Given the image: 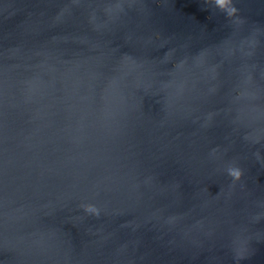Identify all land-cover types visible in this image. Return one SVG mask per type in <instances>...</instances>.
I'll return each instance as SVG.
<instances>
[{
    "label": "water",
    "instance_id": "water-1",
    "mask_svg": "<svg viewBox=\"0 0 264 264\" xmlns=\"http://www.w3.org/2000/svg\"><path fill=\"white\" fill-rule=\"evenodd\" d=\"M231 2L0 0V264H264V0Z\"/></svg>",
    "mask_w": 264,
    "mask_h": 264
},
{
    "label": "clouds",
    "instance_id": "clouds-1",
    "mask_svg": "<svg viewBox=\"0 0 264 264\" xmlns=\"http://www.w3.org/2000/svg\"><path fill=\"white\" fill-rule=\"evenodd\" d=\"M213 3L217 8L227 13L229 17H234L237 13V9L233 6L231 0H213ZM228 175L232 178L233 182H237L242 178L243 172L239 167L232 166L229 167ZM84 211L93 215H99V209L92 205L86 204L82 206Z\"/></svg>",
    "mask_w": 264,
    "mask_h": 264
}]
</instances>
